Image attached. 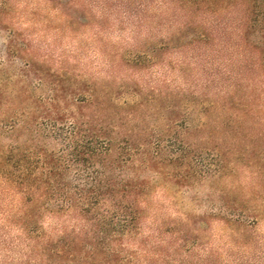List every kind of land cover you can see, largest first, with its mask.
Masks as SVG:
<instances>
[{
  "label": "trees",
  "instance_id": "obj_1",
  "mask_svg": "<svg viewBox=\"0 0 264 264\" xmlns=\"http://www.w3.org/2000/svg\"><path fill=\"white\" fill-rule=\"evenodd\" d=\"M257 1L241 40L264 66V5ZM71 6L74 0L65 4ZM143 56L148 52L122 55L134 67ZM23 72L35 82L17 88L15 97L7 94L10 76L0 79V194L12 200L10 211L28 234V264H159L160 242L149 236L129 242L156 209L160 187L177 202L183 188L236 170L235 156L264 165V152H257L264 148V110L257 99H199L181 91L182 103L169 104L166 119L152 108L139 114L145 99L130 104L65 65L43 70L33 61ZM198 106L203 114L196 120ZM159 117L163 129L147 124ZM128 170L134 174L125 176ZM46 215L59 220L51 234L41 222ZM231 215L228 222L239 229L241 213ZM155 223L161 226L156 216ZM186 242L185 234L178 246Z\"/></svg>",
  "mask_w": 264,
  "mask_h": 264
},
{
  "label": "rangeland",
  "instance_id": "obj_2",
  "mask_svg": "<svg viewBox=\"0 0 264 264\" xmlns=\"http://www.w3.org/2000/svg\"><path fill=\"white\" fill-rule=\"evenodd\" d=\"M68 1L0 0V79L10 76L9 97L35 82L23 71L36 61L43 70L68 66L130 104L145 99L139 114L152 108L154 116L170 117L168 105L182 103L181 91L199 99H257L264 110V66L241 40L254 0H74L65 7ZM204 30L212 31L209 37L201 35ZM137 52L149 54L142 65L123 61V54ZM202 114L198 106L196 120ZM165 118L147 124L163 129ZM233 160L236 170L183 188L177 202L160 187L156 209L129 245L145 236L160 242L159 264H264V165ZM141 176L154 178L149 171ZM11 209L12 200L0 194V264H28V234ZM235 211L241 213L239 229L228 222ZM41 222L50 233L59 220L46 215ZM185 234L187 242L179 247Z\"/></svg>",
  "mask_w": 264,
  "mask_h": 264
}]
</instances>
